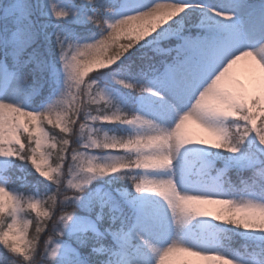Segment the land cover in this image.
Listing matches in <instances>:
<instances>
[{
	"label": "snow or ice",
	"instance_id": "6c2138e0",
	"mask_svg": "<svg viewBox=\"0 0 264 264\" xmlns=\"http://www.w3.org/2000/svg\"><path fill=\"white\" fill-rule=\"evenodd\" d=\"M0 264H264V0H0Z\"/></svg>",
	"mask_w": 264,
	"mask_h": 264
},
{
	"label": "rangeland",
	"instance_id": "374dc122",
	"mask_svg": "<svg viewBox=\"0 0 264 264\" xmlns=\"http://www.w3.org/2000/svg\"><path fill=\"white\" fill-rule=\"evenodd\" d=\"M245 63H250V61L241 62V65L238 66L237 69H236V71H237L238 73H241V74H242V72H243V65H244ZM188 127H189L190 129H192L193 131L197 132L202 138H207V134H206V133H203V132L200 131L199 129H196V127H195L194 125L189 124Z\"/></svg>",
	"mask_w": 264,
	"mask_h": 264
},
{
	"label": "trees",
	"instance_id": "16d2710c",
	"mask_svg": "<svg viewBox=\"0 0 264 264\" xmlns=\"http://www.w3.org/2000/svg\"><path fill=\"white\" fill-rule=\"evenodd\" d=\"M34 215V214H33Z\"/></svg>",
	"mask_w": 264,
	"mask_h": 264
}]
</instances>
